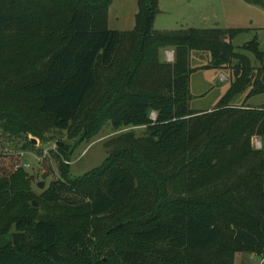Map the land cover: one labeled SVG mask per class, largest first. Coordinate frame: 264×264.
I'll list each match as a JSON object with an SVG mask.
<instances>
[{"label":"trees","instance_id":"1","mask_svg":"<svg viewBox=\"0 0 264 264\" xmlns=\"http://www.w3.org/2000/svg\"><path fill=\"white\" fill-rule=\"evenodd\" d=\"M112 1L0 0V130L8 137H41L40 118L68 131L98 111L113 128L145 129L152 151L137 153L130 146L124 156L169 187L157 195L153 211L132 218L127 211L137 197V175L118 150L80 178L69 177L66 168L57 179L45 157L42 175L50 181L40 196L61 204L68 238L62 245L56 220L29 214L15 222V233H0V264H29L30 254L49 264H73L104 217L118 221L114 227L136 223L125 231L128 244L120 252L100 263L89 256V264H232L238 248L264 254V103L246 106L250 97L264 95V52L245 45L259 64L255 68L235 51L232 40L248 29L153 30L160 0H137L131 31L109 30ZM241 1L264 8L261 0ZM166 48L173 50L174 63L160 59ZM191 52L208 54L199 69L231 67L228 88L209 111L195 113L189 106L190 75L198 70L190 67ZM246 91L243 102L233 104ZM253 136L262 140L259 150L250 148ZM185 144L190 146L175 162L182 164L174 178L206 174L224 161L226 167L189 191L195 207L168 210L177 194L174 178L165 179L161 168ZM20 151L0 152L2 209L23 166ZM215 205L225 209L229 224L211 210ZM97 231L98 239L105 235ZM229 233L233 244L220 249Z\"/></svg>","mask_w":264,"mask_h":264},{"label":"rangeland","instance_id":"2","mask_svg":"<svg viewBox=\"0 0 264 264\" xmlns=\"http://www.w3.org/2000/svg\"><path fill=\"white\" fill-rule=\"evenodd\" d=\"M261 1L264 3V0ZM136 13L137 0H113L108 8L107 29L131 31L135 24ZM216 27L248 29V32L236 36L232 44L237 53L249 58L252 67H258L259 64L253 52L246 49L245 45L248 46L250 43L249 46L254 48L256 44L258 50L264 52V8L247 4L241 0H160L158 13L153 22V30L160 32ZM253 39H256V42H251ZM164 50L171 51L168 48ZM164 50L160 52V59L170 64L174 63L173 50L172 52H164ZM189 56L190 67L198 68L190 75L189 80L190 92L194 95V99L189 102L190 109L195 113L209 111L225 94L229 82L223 81L221 76L230 79L231 67L225 68L224 73L218 69L202 70L199 68L206 64L208 54L191 52ZM246 93L247 91L233 104L242 103ZM201 94L204 95L200 96ZM248 102L259 107L264 102V95L250 97L246 102V106L257 108ZM97 112L86 120L73 124L68 131L55 129L51 125L50 118H40L42 121L41 137H35L32 134H24L21 138L8 137L0 130V152L12 153L21 150L24 153L20 175L13 182L14 190L8 196L10 200L7 201L4 209L2 207L6 201L0 202V233L4 235L15 233V222L32 214L36 219L56 220L61 226L60 242L62 245L66 242L69 228L63 226L59 220L60 212H62L61 204L44 202L40 196V191L45 189L50 181L44 179L42 175L41 161L45 157L57 179L62 176L66 168L69 177L80 178L103 166L105 161L118 150L117 157L133 168L137 175V197L127 211V213L131 212L128 217H137L143 215L144 212L154 210L158 201L157 195L168 188L169 184H159L148 178L139 166L127 160L124 156L127 153L123 151V149L134 146L137 153L144 152L145 148L151 152L152 146L146 140L145 129L142 127L113 128L107 116H97ZM33 141H35L34 144ZM249 144L250 148L259 150L262 147V140L253 136ZM189 146L190 144H185L178 153L167 158V164L161 168L165 179L174 178V174L179 172L182 162H175L185 154ZM174 166H176L175 169ZM225 167L226 161L208 170L206 174L198 172L196 177H190L183 173L174 178L172 184L177 195L166 203L167 209L180 210L181 207L186 209L195 207L196 198L188 197L189 191L202 186L207 177L217 178L224 172ZM41 183L43 188L39 189L37 185ZM214 198L220 201L222 196L216 195ZM32 202H35L37 206L33 207ZM29 210H35V212H29ZM211 210L217 211L215 213L221 218L223 224H229L230 220L225 216V209L221 205L212 206ZM117 223L115 219L105 217L95 222V233L87 238L80 251L81 256L75 259L76 262L73 264H89L87 262L89 256L97 259L99 263L104 262L109 255L114 257L120 252L128 244L125 231L136 221L129 220L122 226L114 227ZM98 228L105 232L100 239H98ZM114 230L118 231L114 232ZM232 244V236L229 233L220 245V249L225 250ZM209 256L215 255L210 253ZM203 259V257L198 258V260ZM27 260L29 264H49L33 254H30ZM216 260L217 258L213 263ZM232 264H264V254L239 251L238 248L233 256Z\"/></svg>","mask_w":264,"mask_h":264},{"label":"crops","instance_id":"3","mask_svg":"<svg viewBox=\"0 0 264 264\" xmlns=\"http://www.w3.org/2000/svg\"><path fill=\"white\" fill-rule=\"evenodd\" d=\"M172 52V50L170 51V50H164V52ZM165 61V60H164ZM203 66V65H202ZM219 71H221V72H223L224 73V69H218ZM221 79H223V81L225 80L226 82H229V78L228 79H226V77H224V76H221ZM190 88V87H189ZM191 93V92H190ZM192 95V94H191ZM201 95H203V94H201ZM200 95V96H201ZM193 97H194V95H192ZM249 101V100H248ZM217 103V102H216ZM264 103V102H263ZM262 103V104H263ZM248 104H250V102H248ZM250 105H252V104H250ZM252 106H254V105H252ZM254 107H257V106H254ZM208 108H210V107H208ZM205 110H209V109H205Z\"/></svg>","mask_w":264,"mask_h":264},{"label":"water","instance_id":"4","mask_svg":"<svg viewBox=\"0 0 264 264\" xmlns=\"http://www.w3.org/2000/svg\"><path fill=\"white\" fill-rule=\"evenodd\" d=\"M34 143H35V141H33V144H34ZM37 187H38L39 189H42V188H43L42 183H41V184H38ZM33 206L36 207L37 204H36L35 202H33Z\"/></svg>","mask_w":264,"mask_h":264},{"label":"built area","instance_id":"5","mask_svg":"<svg viewBox=\"0 0 264 264\" xmlns=\"http://www.w3.org/2000/svg\"><path fill=\"white\" fill-rule=\"evenodd\" d=\"M167 57H169V58H170V56H167Z\"/></svg>","mask_w":264,"mask_h":264}]
</instances>
